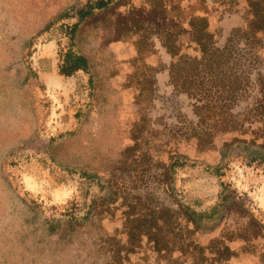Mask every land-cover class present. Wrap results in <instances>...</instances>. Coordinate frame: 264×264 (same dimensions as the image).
Masks as SVG:
<instances>
[{"label":"water","instance_id":"95a60500","mask_svg":"<svg viewBox=\"0 0 264 264\" xmlns=\"http://www.w3.org/2000/svg\"><path fill=\"white\" fill-rule=\"evenodd\" d=\"M79 0H0V264H264L236 202L200 228L171 190L176 159L218 168L264 151V0H115L80 24L93 101L50 156L107 182L83 224L53 231L4 178L37 132L29 43Z\"/></svg>","mask_w":264,"mask_h":264},{"label":"rangeland","instance_id":"374dc122","mask_svg":"<svg viewBox=\"0 0 264 264\" xmlns=\"http://www.w3.org/2000/svg\"><path fill=\"white\" fill-rule=\"evenodd\" d=\"M96 1L79 0L29 43L24 61L31 73L28 85L35 94L38 128L3 164L4 178L53 231L65 220L83 224L94 201L109 189L98 178L60 166L50 156L51 147L75 131L93 101L92 72L75 37L80 24L100 11ZM170 175L173 193L200 228L214 225L232 202L264 226V156L249 146H230L218 168L179 159Z\"/></svg>","mask_w":264,"mask_h":264},{"label":"trees","instance_id":"16d2710c","mask_svg":"<svg viewBox=\"0 0 264 264\" xmlns=\"http://www.w3.org/2000/svg\"><path fill=\"white\" fill-rule=\"evenodd\" d=\"M108 1H110V0H97L96 2H95V4L94 5H96L98 8H100V9H103V8H106L107 6H109L108 5ZM28 47V46H27ZM81 60H83L82 58H78V61H81ZM27 85H28V83H27ZM29 86V85H28ZM177 160H179V159H176L172 164H171V167H170V174H171V169H172V167L174 166V164L177 162ZM172 190V189H171ZM173 192V191H172Z\"/></svg>","mask_w":264,"mask_h":264},{"label":"flooded vegetation","instance_id":"af4514ba","mask_svg":"<svg viewBox=\"0 0 264 264\" xmlns=\"http://www.w3.org/2000/svg\"><path fill=\"white\" fill-rule=\"evenodd\" d=\"M103 9H104V8H103ZM100 10H102V9H100ZM94 13H96V12H94ZM246 146H247V145H246ZM250 148H251V147H250ZM251 149H252L253 151H256V152L261 153V154L264 156V151L256 150V149H254V148H251ZM91 176H93V175H91ZM94 177H96V176H94ZM96 178H98V177H96ZM98 180L102 181L105 185H107V188H109L107 182H105V181H103V180H101V179H99V178H98ZM108 193H109V195H108ZM113 197H114V196H113V193L110 191V189H107V193H106V195H104L103 198L111 200V199H113Z\"/></svg>","mask_w":264,"mask_h":264},{"label":"crops","instance_id":"0c3cea01","mask_svg":"<svg viewBox=\"0 0 264 264\" xmlns=\"http://www.w3.org/2000/svg\"><path fill=\"white\" fill-rule=\"evenodd\" d=\"M86 9H87V10H88V12H89V11H91V9H92V6L88 4V6H86ZM68 55H70V56H71L72 54H68ZM76 58H77V57H75V56H74V59H76Z\"/></svg>","mask_w":264,"mask_h":264}]
</instances>
